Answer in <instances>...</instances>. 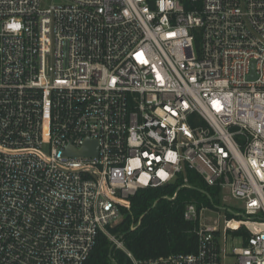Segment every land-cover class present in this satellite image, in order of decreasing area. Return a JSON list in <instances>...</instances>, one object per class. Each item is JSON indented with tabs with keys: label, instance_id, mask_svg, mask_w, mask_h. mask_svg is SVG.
Returning a JSON list of instances; mask_svg holds the SVG:
<instances>
[{
	"label": "built area",
	"instance_id": "2783aa9c",
	"mask_svg": "<svg viewBox=\"0 0 264 264\" xmlns=\"http://www.w3.org/2000/svg\"><path fill=\"white\" fill-rule=\"evenodd\" d=\"M186 168L239 210L186 203L197 250L133 257L109 228ZM262 225L264 0H0V264H83L99 233L133 264H264Z\"/></svg>",
	"mask_w": 264,
	"mask_h": 264
},
{
	"label": "trees",
	"instance_id": "16d2710c",
	"mask_svg": "<svg viewBox=\"0 0 264 264\" xmlns=\"http://www.w3.org/2000/svg\"><path fill=\"white\" fill-rule=\"evenodd\" d=\"M188 181L182 183V177ZM176 194L174 199L170 197ZM186 203H194L199 210L221 204L218 187L207 186L191 169L171 183L160 187L137 189L130 197L129 208H122V219L109 229L119 237L124 248L137 259L194 253L198 238L197 221L183 217ZM236 233L248 235L241 228ZM83 264H133L126 252L116 247L104 233H99L93 249Z\"/></svg>",
	"mask_w": 264,
	"mask_h": 264
},
{
	"label": "rangeland",
	"instance_id": "374dc122",
	"mask_svg": "<svg viewBox=\"0 0 264 264\" xmlns=\"http://www.w3.org/2000/svg\"><path fill=\"white\" fill-rule=\"evenodd\" d=\"M45 3L47 4H51V3H54V2H58V1H61V0H43ZM221 204L222 205H229L233 208H235L236 210H239V207H240V201L230 197L227 193H224L223 195H221ZM201 216L202 218H206V217H209L211 220H214V221H220L221 218H222V211H218V210H211V211H204L203 213H201ZM203 222H208L206 220H203ZM230 236H228L229 238ZM230 241V240H229ZM231 242V241H230ZM240 244V242L237 240L235 242V245H238Z\"/></svg>",
	"mask_w": 264,
	"mask_h": 264
},
{
	"label": "water",
	"instance_id": "95a60500",
	"mask_svg": "<svg viewBox=\"0 0 264 264\" xmlns=\"http://www.w3.org/2000/svg\"><path fill=\"white\" fill-rule=\"evenodd\" d=\"M90 144L96 146V142L95 141H86V146L85 147H87ZM70 152H71V148L68 147L67 150H66V153H70ZM75 153H77V154H87V150L84 148L82 151L75 152ZM229 226L231 228H233V229H236L238 227V225L236 223H234V222L230 223ZM248 227L252 231V233H254L252 225H249ZM261 229H264V225L261 226Z\"/></svg>",
	"mask_w": 264,
	"mask_h": 264
}]
</instances>
